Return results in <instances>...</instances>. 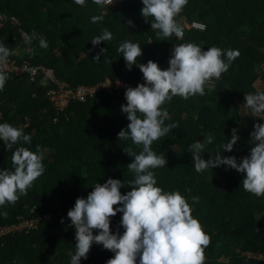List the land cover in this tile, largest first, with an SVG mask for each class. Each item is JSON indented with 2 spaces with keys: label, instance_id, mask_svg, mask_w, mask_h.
Wrapping results in <instances>:
<instances>
[{
  "label": "trees",
  "instance_id": "16d2710c",
  "mask_svg": "<svg viewBox=\"0 0 264 264\" xmlns=\"http://www.w3.org/2000/svg\"><path fill=\"white\" fill-rule=\"evenodd\" d=\"M102 1L0 0V42L12 49L11 58L49 67L72 87L94 85L107 78L135 87L145 83L139 68L133 65L129 70L117 51L124 40L142 47L137 62L152 60L161 69L168 67L171 50L180 43L194 42L205 49H238L240 55L213 87H205L204 95L188 99L174 96L162 105L170 117L165 124L175 122L177 126L153 141L151 148L166 155V165L153 171L162 189L179 190L190 204L192 196H199L192 215L210 237L203 264H264V196L245 191L244 174L227 166L196 172L189 152L190 144L203 141V134L210 133L214 139L201 153L207 160L236 128L240 139L232 151L221 150V155L234 156L238 162L249 155L253 146L250 133L254 124L264 120V115L249 119L243 106L244 94L264 90V0H188L182 8L185 21L175 17L183 27L181 39L174 34L158 36V30L151 29L153 17L141 15V0H119L106 6ZM93 15H102L103 20L91 22ZM12 17L19 24H12ZM192 21L205 23L206 30H189ZM105 27L113 39L93 46L90 40ZM22 32L43 36L48 46L39 47L35 38L31 45L26 44ZM100 48L107 52L100 56V62L93 61ZM8 75L0 91V122L24 125V132L31 134V144L25 146L33 151L39 146L44 172L17 201L0 206V212L7 213L0 215V225L44 214L48 218L30 233L0 237V264H67L76 246L68 210L76 198H86L96 182L103 183L109 177L123 181L121 194L130 190L128 182L134 173L127 164L133 158L126 152L131 149L138 153L142 145L130 138H118L129 123L120 108L126 104L124 94L102 92L57 112L39 78ZM16 146L6 149L0 142V169H12L11 155ZM121 215L110 218L113 232L124 231L119 225ZM97 231L93 229L94 234ZM247 252L263 259L249 258ZM113 256L110 250L93 243L81 264H105Z\"/></svg>",
  "mask_w": 264,
  "mask_h": 264
},
{
  "label": "clouds",
  "instance_id": "9594fccd",
  "mask_svg": "<svg viewBox=\"0 0 264 264\" xmlns=\"http://www.w3.org/2000/svg\"><path fill=\"white\" fill-rule=\"evenodd\" d=\"M75 2L83 4L84 0ZM187 2L141 0L140 12L144 18L153 17L151 29L158 30V36L174 34L182 37L183 27L175 17ZM90 19L96 23L103 20V16L93 15ZM128 23L132 24V21ZM22 36L28 45L35 38L39 47L48 46L46 38L37 36L35 32L22 33ZM112 39V32L105 27L90 41L97 46L101 41ZM117 51L122 53L129 70L133 65L139 68L145 81L125 90L126 104H121L120 108L129 123L119 131L118 138H130L134 144L142 145V149L138 153L131 149L126 152L133 158L127 164V168L134 173V178L128 182L130 190L121 194L123 181L109 177L103 183L96 182L86 198L75 199L67 217L75 228L76 246L75 251L69 253L67 264H81V258H87L93 243L114 253L105 264H203L204 247L208 245L210 237L198 218L192 215L193 206L200 198L192 196L190 204L179 190L167 191L157 184L153 170L166 165V155L163 152L157 154L151 145L177 126L175 122L165 124L170 117L168 109L162 105L174 96L188 99L193 95H204L205 87H213L240 52L238 49H221L217 46L205 49L194 42L180 43L172 48L168 67L161 69L152 60L137 62V57L142 55L138 42L124 40L119 43ZM11 52L6 43L0 42V91H3L9 79L5 69ZM105 52V48H100L93 61L100 62V56ZM31 71L35 72L36 68L33 67ZM243 106L253 116L264 115V90L244 94ZM261 121L254 124L250 133L253 146L249 155L239 162L234 156L221 155V150L232 151L240 139L236 128L231 130V138L221 144L215 155H208L207 160L201 153L206 143L211 144L214 137L204 133L203 141L195 140L189 145L195 171L227 166L244 174L242 186L245 191L258 197L264 196V120ZM0 142L6 149L17 145L11 155L12 169H0V206H3L17 201L43 174L44 155L39 146L36 151L25 146L31 144L30 133L6 121L0 122ZM117 213L122 214L119 221L124 229L122 233L118 229L115 232L110 230V218ZM6 214L0 212V215ZM93 229L98 230L96 234Z\"/></svg>",
  "mask_w": 264,
  "mask_h": 264
},
{
  "label": "built area",
  "instance_id": "2783aa9c",
  "mask_svg": "<svg viewBox=\"0 0 264 264\" xmlns=\"http://www.w3.org/2000/svg\"><path fill=\"white\" fill-rule=\"evenodd\" d=\"M118 1L119 0H103L102 4L104 6L114 5ZM177 17L181 22L185 21L183 9L177 14ZM1 19L5 18L1 17ZM10 20L12 24H19L18 20L14 17H12ZM201 25L203 27H201ZM206 28V24L200 21H192L188 25V29L192 31H205ZM183 36L177 38L181 39ZM33 67L36 68L35 72L31 71ZM5 70L7 73L14 74L16 76L27 75L31 80L39 78L42 85L47 88V100L57 112L65 111L73 103L86 102L88 99H91L102 92L112 95H120L124 94L128 87H135L129 82L120 79L111 80L109 78L94 85H79L72 87L67 82L58 79L51 68L44 65H33L29 61L18 62L10 56L8 57V66ZM49 70H51V72H49ZM26 126H28V123L25 125V127ZM20 127L24 128V125H21ZM46 218H48V216L44 214L40 218H21L17 223L11 225H0V237L30 233L31 230L38 227L41 220ZM245 255H247L249 258L263 259L261 255H255L251 252H247Z\"/></svg>",
  "mask_w": 264,
  "mask_h": 264
},
{
  "label": "rangeland",
  "instance_id": "374dc122",
  "mask_svg": "<svg viewBox=\"0 0 264 264\" xmlns=\"http://www.w3.org/2000/svg\"><path fill=\"white\" fill-rule=\"evenodd\" d=\"M247 114H248V117H249V119L251 118V116H252V114L247 110ZM259 219H262V218H259ZM263 220H264V218H263ZM22 264V263H21Z\"/></svg>",
  "mask_w": 264,
  "mask_h": 264
}]
</instances>
